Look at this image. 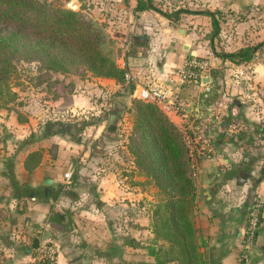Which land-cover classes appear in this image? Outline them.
<instances>
[{"label":"crops","instance_id":"crops-1","mask_svg":"<svg viewBox=\"0 0 264 264\" xmlns=\"http://www.w3.org/2000/svg\"><path fill=\"white\" fill-rule=\"evenodd\" d=\"M101 1L122 51L117 63L131 73L135 87L147 81L174 85L176 70L191 56L207 59L219 71L204 87L179 89L188 118L212 111L237 125L221 132L217 124L216 155L196 160V223L206 238L202 253L206 264H264V45L241 63L219 56L264 42V0H181L168 10L186 1L193 12L181 14L178 22L153 9L135 11L136 0ZM206 10L219 12L216 37ZM169 119L180 121L178 116ZM19 141L0 154V264H27L36 249L34 238L39 243L43 235L57 245V264H157L145 237L134 234V228L144 231L143 215L126 235L112 228L107 213L113 197L129 193L112 182V173L97 176L69 167L61 173L60 166L71 157L68 151L76 146L59 133L49 139L47 146L56 151L50 158L37 140ZM38 150L42 158L28 169L27 156ZM253 209L257 215L261 211V221L247 247Z\"/></svg>","mask_w":264,"mask_h":264},{"label":"trees","instance_id":"trees-1","mask_svg":"<svg viewBox=\"0 0 264 264\" xmlns=\"http://www.w3.org/2000/svg\"><path fill=\"white\" fill-rule=\"evenodd\" d=\"M78 1L79 10H72L53 6L46 0H0V100L4 94L11 93L9 80L15 71V56L36 60L53 72L85 68L94 76L120 84L124 91L119 95L132 97L131 107L127 109L133 113L135 136L129 138L128 147L134 165L162 193L154 205L151 223L154 238L166 246L150 248V254L157 264H206L202 253L206 238L196 223V177L183 132L155 104L132 96L135 85L126 82L127 70L115 60L116 40L102 24L83 12L82 0ZM158 3V0H136L134 10L153 9L172 22H178L181 14L193 12L182 6L163 10ZM204 13L211 19V36L216 37L220 31L219 12L206 10ZM263 45L264 42H258L219 56L241 63L249 61ZM218 72L211 68L210 77ZM118 117L115 115V119ZM229 119L223 115L219 125L228 124ZM41 158L40 150L31 152L26 158V167L36 166ZM257 220L261 221V211Z\"/></svg>","mask_w":264,"mask_h":264},{"label":"rangeland","instance_id":"rangeland-1","mask_svg":"<svg viewBox=\"0 0 264 264\" xmlns=\"http://www.w3.org/2000/svg\"><path fill=\"white\" fill-rule=\"evenodd\" d=\"M46 1L53 6H64L72 10H79L80 7L73 0ZM178 1L181 0L170 1V4L177 5ZM158 2L168 10L169 4L163 0ZM82 3L83 12L102 24L113 37L114 27L108 22L105 2L82 0ZM179 5L189 6L186 1ZM115 46L118 48L115 57L117 61L122 51L117 44ZM13 62L15 71L9 80L11 93L4 94L0 100V154L10 142L18 138L21 145L26 143V139L37 140L49 150L48 157H54L56 151L47 145L50 137L59 133L76 146L72 147L73 151H68L71 157L66 161L69 163L60 166L61 173L67 172L68 167L69 170H83L97 176L112 173V182L128 190V194L113 197V209L107 213L112 219L113 230L126 235V232L132 230L135 218L143 215L144 231L134 228V234L139 233V237H145L149 248L156 250L161 245L166 246L154 238L151 223L154 205L162 193L135 167L128 147L129 138L135 136L132 131L133 113L127 109L131 107L132 97L119 95L124 91L120 84L94 76L85 68L61 73L45 69L36 60L19 56H15ZM116 100L123 102L126 109H118L114 103ZM114 113L120 117L115 119ZM231 121L229 119L228 122ZM55 124L76 126V136H73L72 130H55ZM192 166L196 177V162L192 161Z\"/></svg>","mask_w":264,"mask_h":264},{"label":"built area","instance_id":"built-area-1","mask_svg":"<svg viewBox=\"0 0 264 264\" xmlns=\"http://www.w3.org/2000/svg\"><path fill=\"white\" fill-rule=\"evenodd\" d=\"M211 65L205 58L187 57L181 67L176 70L177 79H173L174 85H167L157 81H147L140 87H135L132 96L138 100L155 104L165 115L178 116V125L184 135L185 143L193 162L201 157H213L216 155L215 138L217 136L216 126L221 122V115L209 111L205 115H196L188 118L185 110L186 104L179 94L182 86L196 87L207 84L206 78H210ZM126 82H132L130 72H125ZM226 81V79H225ZM224 98H228L229 85L225 86ZM228 130L237 127L235 122L225 125ZM257 211L249 212L248 225L245 232V243L251 245L257 229ZM58 248L55 242L48 236L43 235L27 264H57ZM245 257L242 255L240 260Z\"/></svg>","mask_w":264,"mask_h":264},{"label":"water","instance_id":"water-1","mask_svg":"<svg viewBox=\"0 0 264 264\" xmlns=\"http://www.w3.org/2000/svg\"><path fill=\"white\" fill-rule=\"evenodd\" d=\"M73 3L75 5H78V6L80 5V3L77 0H73ZM208 79L209 78H206V80H208ZM115 104L118 107V109H120V107H124L122 105V103H120L119 101H116ZM56 129H61V130H66L67 129V130H70V131L72 130L73 131V135H75V133H76V130H75L74 125L55 124V130ZM219 130L221 132L225 130V124L224 123H222L219 126ZM46 183H50V180H46ZM249 195H250V198L249 199L253 198V196H254V190L251 189L250 192H249ZM249 203H250L251 206L253 205V203H251V201H249ZM37 246H38V239L37 238H34L32 247L35 249V248H37Z\"/></svg>","mask_w":264,"mask_h":264}]
</instances>
